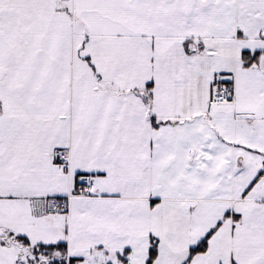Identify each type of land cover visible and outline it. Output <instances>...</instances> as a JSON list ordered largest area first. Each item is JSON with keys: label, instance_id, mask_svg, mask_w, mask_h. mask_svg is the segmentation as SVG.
Returning a JSON list of instances; mask_svg holds the SVG:
<instances>
[{"label": "snow or ice", "instance_id": "obj_1", "mask_svg": "<svg viewBox=\"0 0 264 264\" xmlns=\"http://www.w3.org/2000/svg\"><path fill=\"white\" fill-rule=\"evenodd\" d=\"M0 264H264V0H0Z\"/></svg>", "mask_w": 264, "mask_h": 264}]
</instances>
